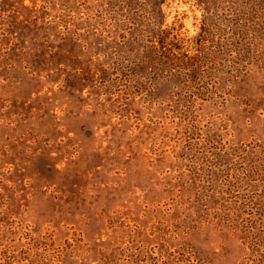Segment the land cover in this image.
Listing matches in <instances>:
<instances>
[{"label":"rangeland","instance_id":"1","mask_svg":"<svg viewBox=\"0 0 264 264\" xmlns=\"http://www.w3.org/2000/svg\"><path fill=\"white\" fill-rule=\"evenodd\" d=\"M220 143L264 150V0H0V264L264 262L208 212L264 204Z\"/></svg>","mask_w":264,"mask_h":264},{"label":"trees","instance_id":"2","mask_svg":"<svg viewBox=\"0 0 264 264\" xmlns=\"http://www.w3.org/2000/svg\"><path fill=\"white\" fill-rule=\"evenodd\" d=\"M161 33L162 41L165 42V55L163 57V59L165 58L164 63L169 66V69H171L176 60L174 50L176 49L177 38L174 36L175 32L173 29L166 28L161 30ZM4 41L6 42V44H9V47L15 46L17 43H20L14 36H9L5 38ZM231 43L232 42H230V44ZM224 45L225 44H220L219 46H217L218 51L225 49L226 47ZM17 56L20 57L18 54ZM35 73L37 72L35 71ZM132 79L133 78L130 77V82L132 81ZM218 158H220L221 160L216 165L215 161H218ZM208 165L218 166L216 170H213L212 167H210L208 170V183L210 182L211 184L221 182L226 185L231 180V176L233 175L232 171L238 169H242L243 171H245V169H248L249 171L258 173L260 177H264V150L259 149V146H255L253 144H246L245 146L228 144L227 147H225L220 143V146H217L215 148L212 147V149L208 150ZM218 173L224 174V178L222 181H218L216 179L215 175ZM237 183L238 181L236 182V184ZM229 194L232 193L223 190H215L214 188L212 190L208 189V201H213V203L216 204V206H213L212 208L209 207L208 203V212L219 213L220 215L221 213L226 215L231 213L239 216L241 219L238 221L236 220V217L233 220H227L228 228L231 227L230 232H232L234 235L238 234L244 237L251 236L256 238L257 246L262 248L261 251H257V253L261 256V254L264 252V244L262 241V237L264 236V220L261 219L253 221L247 218L243 220L241 214H245V211L246 215H249L251 211L264 212V204L259 209H255L250 205L241 204L244 209L242 210V208L238 206L239 204L237 202H233L232 199H228L229 196L227 195ZM237 213L239 214L237 215ZM225 223L226 222H223V224ZM258 264H264V262H259Z\"/></svg>","mask_w":264,"mask_h":264}]
</instances>
